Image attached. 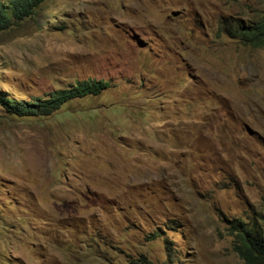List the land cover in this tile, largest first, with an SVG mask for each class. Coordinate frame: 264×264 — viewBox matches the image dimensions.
<instances>
[{
  "label": "rangeland",
  "instance_id": "rangeland-1",
  "mask_svg": "<svg viewBox=\"0 0 264 264\" xmlns=\"http://www.w3.org/2000/svg\"><path fill=\"white\" fill-rule=\"evenodd\" d=\"M263 15L49 0L0 33L1 95L108 85L44 118L0 106V264H244L229 230L264 218V48L220 28Z\"/></svg>",
  "mask_w": 264,
  "mask_h": 264
},
{
  "label": "trees",
  "instance_id": "trees-1",
  "mask_svg": "<svg viewBox=\"0 0 264 264\" xmlns=\"http://www.w3.org/2000/svg\"><path fill=\"white\" fill-rule=\"evenodd\" d=\"M49 0H0V33H6L16 25L33 19L42 5ZM264 1V0H263ZM53 14V12H51ZM229 38L242 46L264 48V15L255 22L243 25L233 21L220 28ZM108 85L103 82H75L70 89L58 90L50 94L48 99L16 100L8 95L0 94V106L7 116L24 118L48 117L60 110L73 99L86 96H97ZM261 227L256 219H239L232 223L229 232L235 236L234 251L244 264H264V218ZM173 254V250L169 249ZM150 264V263H141Z\"/></svg>",
  "mask_w": 264,
  "mask_h": 264
}]
</instances>
